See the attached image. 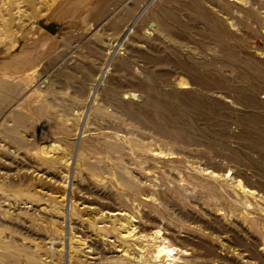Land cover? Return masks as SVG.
Masks as SVG:
<instances>
[{
    "label": "rangeland",
    "instance_id": "rangeland-1",
    "mask_svg": "<svg viewBox=\"0 0 264 264\" xmlns=\"http://www.w3.org/2000/svg\"><path fill=\"white\" fill-rule=\"evenodd\" d=\"M0 264H264V0H0Z\"/></svg>",
    "mask_w": 264,
    "mask_h": 264
},
{
    "label": "water",
    "instance_id": "water-1",
    "mask_svg": "<svg viewBox=\"0 0 264 264\" xmlns=\"http://www.w3.org/2000/svg\"><path fill=\"white\" fill-rule=\"evenodd\" d=\"M42 27L52 35H56L58 27L56 25H42Z\"/></svg>",
    "mask_w": 264,
    "mask_h": 264
},
{
    "label": "bare ground",
    "instance_id": "bare-ground-1",
    "mask_svg": "<svg viewBox=\"0 0 264 264\" xmlns=\"http://www.w3.org/2000/svg\"><path fill=\"white\" fill-rule=\"evenodd\" d=\"M15 5H16V3H15V2L11 3V6H10V8H11V9H14ZM165 250H166V249H165Z\"/></svg>",
    "mask_w": 264,
    "mask_h": 264
}]
</instances>
